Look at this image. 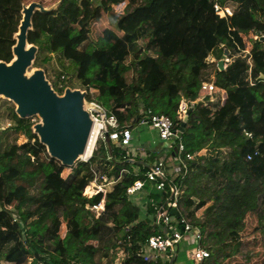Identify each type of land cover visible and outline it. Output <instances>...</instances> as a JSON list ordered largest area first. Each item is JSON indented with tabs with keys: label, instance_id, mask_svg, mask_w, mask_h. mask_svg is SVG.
I'll list each match as a JSON object with an SVG mask.
<instances>
[{
	"label": "trees",
	"instance_id": "obj_1",
	"mask_svg": "<svg viewBox=\"0 0 264 264\" xmlns=\"http://www.w3.org/2000/svg\"><path fill=\"white\" fill-rule=\"evenodd\" d=\"M27 3L0 0V60L7 63L14 59ZM123 4V12H116ZM216 4L232 14L217 13ZM105 13L111 25L93 39L92 24ZM32 25L27 38L38 48L34 66L45 68L51 63L45 59L55 55L59 71L52 86L59 94L67 87L97 86L90 98L115 113L121 125H140L146 114L141 103L145 111L173 119L187 170L179 208L204 233L210 257L202 264H221L234 255L232 246L264 231V39H250L247 51L242 34L264 33V0H61L54 10L36 11ZM225 53L231 61L220 70ZM129 57L131 69L120 71ZM64 61L75 65L74 75ZM214 74L221 88L196 102L184 124L177 112L181 101H196L201 84ZM6 103L10 125L0 129V264H117V248L124 253L120 264H169L147 262L139 254L149 237L164 232L157 213L171 196L169 186L160 190L150 180L146 195L127 193L146 175L148 162L131 163L125 148L106 141L88 161L65 166L40 142L32 119ZM11 133L14 141H5ZM19 135L26 140L18 143ZM203 149L212 154L202 157ZM233 155L244 165L232 168ZM151 157L164 158L158 152ZM67 167L72 171L64 175ZM222 172L227 174L219 181ZM94 175L99 182L102 176L115 182L106 194L88 197L84 191ZM102 199L105 208L97 216L91 207ZM210 201L212 210L196 221Z\"/></svg>",
	"mask_w": 264,
	"mask_h": 264
},
{
	"label": "built area",
	"instance_id": "obj_2",
	"mask_svg": "<svg viewBox=\"0 0 264 264\" xmlns=\"http://www.w3.org/2000/svg\"><path fill=\"white\" fill-rule=\"evenodd\" d=\"M215 10L221 15L232 14L230 7L222 8L219 4L215 5ZM264 38V33L260 31H254L253 38ZM250 48V47H249ZM247 48V51H249ZM214 61V59H212ZM230 56L225 53L222 55L221 62L222 67L220 70L226 69L230 64ZM219 65V64H218ZM64 78V76H62ZM218 75L213 77L211 81H205L201 84L199 98L194 102L185 101L180 103L178 108V116L183 119L187 110L192 107L196 102L203 101L207 96L213 97V94L221 88L218 85ZM82 90V89H81ZM86 92V90H82ZM183 102V101H182ZM84 108L89 112L93 121V127L91 130L90 138L94 136V144L92 147V153L89 157L82 159L81 161H88L92 156L94 150L97 149V145L100 140L106 141L107 138L113 143H118L121 147L128 149L131 140L133 138V130L130 125H121L117 115L110 111L103 103L97 101L94 98L86 96L84 98ZM146 114L141 118L139 124L147 125L157 131L159 140L170 143L171 146L177 147V152L171 157L160 158L155 161L146 172L143 178L137 179L131 186L127 188V193L130 196H138L146 191L145 184L147 180L154 182L158 189L164 190L167 186L170 188L171 196L167 201L166 208L162 207L157 213V223L164 225L166 229L163 233L158 235H152L147 239L141 248L140 256L147 262H157L159 259L164 261H171L177 256V247L183 242L187 241L192 244V248L188 251V259L192 260L195 264H202V262L210 257V252L203 244L204 233L200 226L195 225L192 218H188L187 215L182 214L179 208V195L180 185L183 177L187 174L186 166L182 162L181 154L184 151V144L181 140V136L178 129H175V123L173 119L166 114H156L149 110L144 109L143 113ZM95 127V129H94ZM248 136L252 137L251 133ZM128 157L130 154L126 153ZM189 159L193 156L187 155ZM251 159V156H248ZM171 164L172 169L169 171L168 165ZM115 181L109 179L107 176H102V181H98V176L94 175L92 182L87 185L84 191V195L91 197L103 192L106 194L107 186L113 185ZM105 208V199L98 204H94L91 209L99 216L101 211ZM178 209L180 216L173 218L170 214L171 209ZM15 221L19 222V218L15 217ZM182 224V229H178L174 224ZM123 251L122 257L123 258ZM121 263V261H120ZM117 263V264H120ZM5 264H14L6 262ZM39 264H45L40 262Z\"/></svg>",
	"mask_w": 264,
	"mask_h": 264
},
{
	"label": "water",
	"instance_id": "obj_3",
	"mask_svg": "<svg viewBox=\"0 0 264 264\" xmlns=\"http://www.w3.org/2000/svg\"><path fill=\"white\" fill-rule=\"evenodd\" d=\"M36 11L44 12L43 5L31 2L24 6L23 18L15 36L14 59L10 63L0 60V97L4 95L12 100L21 118L39 115L42 122L35 124L34 132L40 142L47 147L51 157L71 167L82 159L79 156L88 147L93 121L84 108L86 92L67 87L63 95L58 94L42 68L35 69L30 76L26 75L38 51L37 46L30 44L27 38ZM219 66L222 67L221 61ZM192 110V107L187 110L183 117L184 124ZM106 141L111 143L109 138ZM176 152L177 147L173 154ZM170 214L177 218L180 216L175 208L171 209ZM173 261L171 259L169 264H173Z\"/></svg>",
	"mask_w": 264,
	"mask_h": 264
},
{
	"label": "rangeland",
	"instance_id": "obj_4",
	"mask_svg": "<svg viewBox=\"0 0 264 264\" xmlns=\"http://www.w3.org/2000/svg\"><path fill=\"white\" fill-rule=\"evenodd\" d=\"M27 2L28 3L26 5L30 4L31 2H38L41 5H43V10L50 11V10L56 9L58 7V5L61 3V0H27ZM124 7H125L124 4L115 6V11L116 12H123ZM110 25H111V21L109 19V13H105L104 18L100 22L92 24L93 29H92V36L91 37L94 39V36L96 35V33H102L103 29L106 27H109ZM242 34H243L244 39L246 41V47L249 48L251 46L250 39L253 38L254 30L253 29L244 30L242 32ZM261 39H264V38L262 37ZM141 43L144 44V47H147L148 39L146 38L145 40L141 41ZM49 59H50L51 63H48L45 68L35 67L34 62H33L32 67H30L28 70H29V72H32L33 70H35L37 68H42L44 70H47V72L45 71L46 78H47V80H49V82L52 85L53 80L56 78L57 73L59 71V68H58L59 61L57 62V60L55 59V55L51 56V58L47 57L45 59V61L47 62V61H49ZM220 61H221V59L218 62H220ZM64 64L68 70L67 71L68 75H70V76L74 75L75 74V65L73 63L67 62V61H64ZM126 65L127 66H122L120 68V71H124L125 69H129V68L131 69L130 57H129ZM213 77H216V74H214L212 76V78ZM73 80L78 82V79L76 77H74ZM79 89H81V88H79ZM86 92L88 93V97L92 96L91 91L86 90ZM63 94H60V95H63ZM6 102L12 103L15 106V109H17V105L12 100L5 97L4 95H2L0 97V105H1V103L4 104L3 110H0V129H3V128L10 125L8 113L5 111V108H8L9 104ZM30 118L32 119V121L34 123V126H35V124L42 122V118L39 115H35V116L30 117ZM34 130H35V128H34ZM14 138H15V134L11 133L8 137L5 138L6 139L5 141L12 142V141H14ZM17 140H18V143H22L26 140V138L23 135H19ZM106 144H107L106 141L100 140L97 147L104 146V145L106 146ZM81 160H79V161H81ZM78 162H76L75 165H77ZM71 171H72V169L67 167L64 171V175H67ZM110 186L112 187V185H110ZM111 187L108 186L107 190L111 189ZM144 195H145V193H144ZM249 225L252 226V221H249ZM248 232H250V230ZM192 246L193 245H190L188 242H183L181 244L180 251L178 254V259H177L175 264H194V262L192 260L188 259V251L192 248ZM232 247L234 249V255L231 258H229L228 260H223L221 262V264H264V231L261 232L260 234H256L255 236H248L247 238L244 237V239H242V241H240L238 244H236ZM116 253H117V257L115 258V263H120L121 257H122V250L117 248ZM104 261H106V260H104Z\"/></svg>",
	"mask_w": 264,
	"mask_h": 264
},
{
	"label": "crops",
	"instance_id": "obj_5",
	"mask_svg": "<svg viewBox=\"0 0 264 264\" xmlns=\"http://www.w3.org/2000/svg\"><path fill=\"white\" fill-rule=\"evenodd\" d=\"M97 86H93L89 88L88 91H91L93 94L97 90ZM225 94H223L224 96ZM183 101V102H182ZM181 103H184L185 100H182ZM140 111L143 113L144 107L141 103ZM133 130V138L131 140L130 146L128 149H126V153L128 155L130 154V162L134 163L137 161L140 162H148V166L150 167L157 158L151 157L154 152H158L160 157H164L168 160V158L171 160V157L174 155L173 152H175V145L171 146L168 142H163L159 140L157 131L147 125H135L132 127ZM151 152V153H150ZM150 153V154H149ZM202 157H207L212 154V151L210 149H203L199 153ZM244 165V160L238 156L233 155L231 156V167L232 168H238ZM135 171L139 170L138 167H134ZM168 169L171 170V164L168 165ZM227 172H222L218 179L219 181H224V178L226 176ZM109 187H111L109 185ZM108 188V186H107ZM147 193V191H145ZM217 192H222V188L218 189ZM145 193V195H146ZM143 196L144 194L141 193L140 196ZM212 210V202H208L207 205L199 210L195 217L196 221H203L205 217V213ZM197 218V219H196ZM187 242V241H186Z\"/></svg>",
	"mask_w": 264,
	"mask_h": 264
},
{
	"label": "bare ground",
	"instance_id": "obj_6",
	"mask_svg": "<svg viewBox=\"0 0 264 264\" xmlns=\"http://www.w3.org/2000/svg\"><path fill=\"white\" fill-rule=\"evenodd\" d=\"M35 70H33L32 72H29V70L26 72V75L27 76H30L34 73ZM84 92V91H83ZM95 129V127H94ZM94 140H95V137L93 136L90 140V143L86 149V151L84 153H82L79 157L82 158V159H85L87 157H89L92 153V147H93V144H94Z\"/></svg>",
	"mask_w": 264,
	"mask_h": 264
}]
</instances>
